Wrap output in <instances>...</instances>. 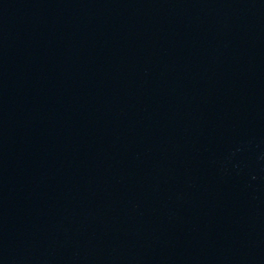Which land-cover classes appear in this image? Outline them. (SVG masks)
Here are the masks:
<instances>
[{
    "label": "water",
    "instance_id": "obj_1",
    "mask_svg": "<svg viewBox=\"0 0 264 264\" xmlns=\"http://www.w3.org/2000/svg\"><path fill=\"white\" fill-rule=\"evenodd\" d=\"M0 264H264V0H0Z\"/></svg>",
    "mask_w": 264,
    "mask_h": 264
}]
</instances>
